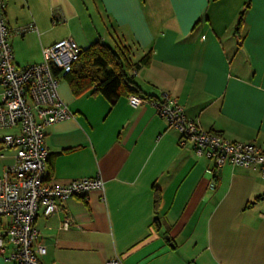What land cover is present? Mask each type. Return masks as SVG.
I'll list each match as a JSON object with an SVG mask.
<instances>
[{
    "label": "crops",
    "instance_id": "obj_1",
    "mask_svg": "<svg viewBox=\"0 0 264 264\" xmlns=\"http://www.w3.org/2000/svg\"><path fill=\"white\" fill-rule=\"evenodd\" d=\"M13 62L42 60L71 38L125 46L143 96L167 93L188 118L227 140L264 150V0H4ZM241 17V20H240ZM240 21V23H239ZM33 24L24 33L18 27ZM74 116L44 129L47 181L101 177L103 192L71 197L35 226L41 264H264V180L251 169L179 146L151 104L74 93L58 76ZM1 100V86H0ZM16 134L17 128L0 130ZM0 143V176L16 162ZM73 222L60 227L64 218ZM2 224L6 218H1ZM0 264H10L0 256Z\"/></svg>",
    "mask_w": 264,
    "mask_h": 264
},
{
    "label": "built area",
    "instance_id": "obj_2",
    "mask_svg": "<svg viewBox=\"0 0 264 264\" xmlns=\"http://www.w3.org/2000/svg\"><path fill=\"white\" fill-rule=\"evenodd\" d=\"M5 7L4 0H0V130L17 128L18 133L5 132L1 137L4 147L15 149L16 162L0 176V219L6 218L5 224L0 222V256L10 264H41L38 257L45 254V247L38 242L35 226L40 209L48 216L60 208L59 201L84 198L91 190L103 192L105 183L99 176L72 179L63 185L47 181L49 151L44 129L74 116L58 96V76L70 70L81 48L71 38H64L43 47L39 63L16 66ZM33 28L29 24L17 30L24 33ZM127 101L133 108L151 104L167 128L178 133L179 146L189 145L196 156L212 160L215 167L230 164L248 168L264 180V150L203 129L187 117L177 98L164 92L158 99L129 94ZM71 225L72 220L66 217L60 227L68 229ZM105 264L123 261L115 256Z\"/></svg>",
    "mask_w": 264,
    "mask_h": 264
},
{
    "label": "trees",
    "instance_id": "obj_3",
    "mask_svg": "<svg viewBox=\"0 0 264 264\" xmlns=\"http://www.w3.org/2000/svg\"><path fill=\"white\" fill-rule=\"evenodd\" d=\"M146 62L148 55L133 63L127 47L121 45L111 47L96 41L81 49L78 59L62 77L68 80L74 93L93 88L94 93L102 94L111 103L121 94L146 97L141 94L130 74L140 64Z\"/></svg>",
    "mask_w": 264,
    "mask_h": 264
}]
</instances>
